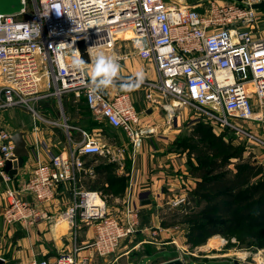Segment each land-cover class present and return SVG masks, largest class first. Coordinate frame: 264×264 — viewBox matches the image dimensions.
<instances>
[{
	"label": "built area",
	"instance_id": "2783aa9c",
	"mask_svg": "<svg viewBox=\"0 0 264 264\" xmlns=\"http://www.w3.org/2000/svg\"><path fill=\"white\" fill-rule=\"evenodd\" d=\"M262 1L244 0L237 5L208 0L202 10L199 3L190 7L164 0H22L18 13L0 15V113L24 108L34 122L59 127L36 106L54 99L61 108L62 99L73 96L84 101L95 122L121 131L135 148L140 142V115L130 94L109 99L100 89L91 91L90 50L114 51L120 40L130 42L137 57L154 69V78L142 83L148 103L157 104L154 95H158L241 139L264 145L259 136L264 133V36L255 32L257 15L252 8ZM126 30L132 33L130 38L115 37L116 31ZM80 41L90 57L83 70L73 67V60L80 57ZM61 126L70 140L68 125ZM95 133L79 131L77 144L47 162L37 159L27 180L13 182L3 170L6 161L15 159L13 133L0 128L4 224L52 223L43 209L54 201L60 184L70 183L73 199L60 213V221L73 236L82 228L93 234L89 243L73 247L53 262L33 259L24 264H90L94 256L113 255L121 241L136 233L138 211L129 199L124 204L126 219L121 221L109 216L99 191L77 185L86 160L121 154ZM83 250L92 254L80 256Z\"/></svg>",
	"mask_w": 264,
	"mask_h": 264
},
{
	"label": "crops",
	"instance_id": "0c3cea01",
	"mask_svg": "<svg viewBox=\"0 0 264 264\" xmlns=\"http://www.w3.org/2000/svg\"><path fill=\"white\" fill-rule=\"evenodd\" d=\"M131 36L132 34L128 35V37ZM98 49L103 48L99 47ZM110 52L111 55H109V57L114 58V51L112 50ZM91 58L93 61L95 60L92 56ZM117 59L119 60V58ZM139 71H143L144 81L152 79V77L154 78L155 76L154 69L150 63L143 62V65H140L135 63L129 64L125 61L124 65L121 64L120 66L119 74L114 84L107 88H102L100 91L109 99L113 98L116 94L125 92L121 89V85L125 83L118 81L123 80L122 78L131 79L132 81ZM136 91H138V89ZM142 93H136L133 96L130 95V97L140 115V123H142V126L139 128L142 127L143 131H145L143 123L145 122V124L149 125L151 122L150 118H152L159 109H164V107H166L165 102L169 99L154 95L158 103L151 104L145 99L143 91ZM62 100L61 106L63 108H59L57 101L54 99H49L43 101L44 108L42 106V109H40L45 117L46 113L48 117H52L51 120L56 121L60 125L59 127H54V130H46L44 123H38L40 124V127H38L35 124L37 122L33 121L35 129L33 128V130L28 132L20 131L25 134L28 155L24 159L23 166L18 169L17 174L12 177L13 182L27 180L32 172L31 168H34L37 159L42 162H47L49 160V157L47 158L46 153L41 149V146H44V144H40L41 141H45V137L50 136L49 134H53L54 136V140L52 141L56 142V144L54 143L52 145V150H55V154H57L62 150L71 148V146H74L80 141L81 137L79 131H84L89 134L97 131L99 134L98 137L103 144L114 152L121 150V154L99 158L96 162H94V160H86L85 168L83 172L79 174L77 185L84 189L99 191L106 203L111 205L109 207L110 209H122L127 199L138 208L140 220L139 228L140 230L143 228L150 229V234L153 237H149L152 242H155L154 245H152L156 248L155 254L163 251L170 252V256L160 258L161 261L155 264L175 258L183 260L184 257L180 254V251L173 249V246H179L180 244L184 246L185 238L182 236L181 232H174L166 229L175 224L173 223L175 219L181 217L180 214L175 211L173 212L172 209H167L166 206L172 197L182 195L181 192L185 191L183 180L180 181L177 176L170 174V168H174L175 170V165L177 164L181 167V165L185 164L186 159L180 156L182 158H178L177 160L175 155L172 153L170 154V152L165 154V156H163L161 151H159L160 154H155L156 152L159 153L158 151H154L155 153H148L150 150L146 142H142L140 146H138V149L136 147L135 149L130 144L126 146L123 143H118L114 139L115 135L112 136V134L117 133L118 130L110 127L106 123L95 122L82 99L76 100L73 96H67ZM53 104L57 105L55 111L52 109ZM92 121L98 126L93 128ZM63 123H66L69 127L70 140H67L66 132L61 126ZM59 130L62 132L60 133L62 134L60 137L61 140L65 141L63 148L62 146L60 147L61 140L57 137ZM46 131H48V133ZM155 155H157L158 158H156ZM153 157H155L156 161H154ZM167 164H169V167ZM105 168L124 185L121 193H116L114 195L111 192L106 194L102 192V190L108 187L106 182H104V175H106L104 172ZM189 183L192 188L194 182L189 181ZM5 188L6 186L0 177V200ZM72 199L73 185L70 183L60 184L56 190L54 201L48 205L46 209H43L52 217V223L42 220L30 227L19 224H4L1 217L3 208L0 202V264H24L33 259L53 262L56 257L70 252L73 247L78 245L84 246L89 243L93 237L91 229L82 228L76 236H73L69 231V226L60 221V213L71 203ZM189 201L190 204H188L187 208L193 209L192 202L191 200ZM153 231L154 234H152ZM169 245L173 247L172 250L168 248ZM91 254L92 253L87 250H83L79 253L80 256H90ZM108 257L98 258L94 256L91 264H103V259H107ZM112 260H115L113 262L114 264H118L117 260L119 259L116 258Z\"/></svg>",
	"mask_w": 264,
	"mask_h": 264
},
{
	"label": "rangeland",
	"instance_id": "374dc122",
	"mask_svg": "<svg viewBox=\"0 0 264 264\" xmlns=\"http://www.w3.org/2000/svg\"><path fill=\"white\" fill-rule=\"evenodd\" d=\"M164 1L166 3L182 4L190 7H195L197 5L196 3H199L201 5L200 9L204 10L207 7L208 0H164ZM216 1L220 3L222 2L235 3L237 5H240L244 0H216ZM255 13L257 15L255 22L256 24L254 25L255 32L258 36H264V9L256 10ZM115 33H116L115 34L116 38H119L120 35L123 34V37H121L123 39L130 38L128 37V35L132 34L129 30L116 31ZM114 54L116 58H119V60L116 59L115 61L116 62L120 61L117 62L120 66L121 64L124 65L125 61L128 62L129 64L135 63L140 65H143V62H145L137 57L135 50L133 49L132 44L130 42H126V41L121 42L119 40L115 44ZM122 79L123 80L119 79L121 81L118 82L127 83L131 81V79L129 80L126 78H122ZM137 89L138 91H136ZM137 89L133 91H125V93H129L130 95L133 96L134 94L136 93L140 94L143 91L145 97L146 90L143 88L142 84ZM165 106L166 107H164V109L163 108L159 109L158 112H156L152 116V118H150L151 122L149 125L145 124V122L143 123V127L145 131H143L142 127L139 128L140 126H142V123L139 124L137 129L140 131V137H139L140 142L138 146H140L142 142H146L150 150L148 153L151 152L155 153L156 151L158 152L161 151L163 153V156H165V154H168L170 152V154L172 153L173 155H175V158L177 160L178 158H182L180 156H183L186 159L185 164L181 165V167L177 164L175 165V170L174 168H170V174L177 176L180 181L183 180L182 182L184 183L183 185L185 186L184 187L185 191L181 192L182 195L177 194L178 196L172 197L168 201L166 206L167 209H172L173 212L174 211L177 212L178 214H180L181 217L175 219L173 221V223L175 224L171 225L170 227H167L166 229L169 231L181 232L182 236L185 238L184 239L185 243L184 246H182L181 244L179 246L172 245L174 247L173 248L169 245L168 248L171 250L172 248L177 251L179 250L180 254H182V257H184L183 260L181 261L188 264H232L233 261H237L239 264H264V247L260 245L258 246L257 243L259 238L256 240L254 239L255 241L254 244L247 246L246 244L239 242L235 238V236L231 234H227V235L216 234L204 239V241L200 245L191 247L187 244V236L189 234H188V228L186 222H184L183 220L184 216L193 213L194 211H197V209H200V207L203 205V204L197 205V203L195 202V200H193L190 194V192L194 189L196 185V180L192 178V176L189 174V163H194L196 165L195 158L193 156H190L191 151L195 148L200 149L202 147V143L206 142L205 139H203L204 140L203 142L201 136H198L200 133V129H199L200 127L205 129L204 133L206 132L207 136L221 137V141H223L226 144H229L233 147H240V148L242 147L244 150V154H243L244 160H247L253 164L264 166L263 142L261 141L251 142V141H247L246 138L241 139L231 131L220 129L217 126L210 124V122H208L202 116L198 115L197 113L195 114L193 111H191L188 108H176L175 106H173L172 101L170 100L165 102ZM56 107L57 105L53 104L52 109H54L55 111ZM61 108L63 107L61 106ZM36 109L38 110L37 106ZM41 115H43V113H41ZM47 115L48 114L46 113V117L44 115L43 117H45V119L47 120H51L52 117H48ZM38 123L40 122H37L35 124L36 126L40 127V124ZM92 125L93 128L95 126H98L94 121H92ZM44 127L46 130L48 129L54 130L53 129L54 127L48 124H45ZM146 127H150V128H146ZM0 128L7 129L14 134L20 131L28 132L30 130H33V128L35 129V125L33 123L32 115L26 109L15 108L0 113ZM46 132L48 133V131ZM95 132L96 131H94L91 134L94 135L96 134ZM60 133L62 132L59 130L57 135L58 138L62 136V134ZM49 135L50 136L45 137L46 139L44 138L45 141L40 142V144L41 143L44 144V146L41 145L40 146L41 149L46 153L47 158L48 157L50 158L56 152L55 150L54 151L52 150V145L54 143L56 144V142L52 141L54 140V136L53 134H49ZM113 135H115L114 139L118 143H123L126 146L127 144L132 145V141L124 133L117 131V133L112 134V136ZM259 136L261 137V140L264 141V133L261 132V135ZM64 142L65 141L61 140L60 147L62 146L63 148ZM138 146H136L137 149ZM155 154H160V152L159 153L156 152ZM155 157L158 158L157 155H155ZM155 157H153L154 161H156ZM232 162H234V160ZM167 166L169 167V164H167ZM229 168H232V165H230ZM189 181L194 182V186L192 188ZM180 199H184L185 202L175 206L174 204L176 203V201ZM189 200H191L192 202V206L194 207L193 209L187 208L188 204H190ZM0 202H1V207L3 208L5 204L4 191ZM124 204L122 209H110L109 207L111 205L106 203L107 207L109 208L108 209L109 216L118 220L123 219L125 221L126 214L124 212L125 209ZM134 220H136L137 222L136 233L121 241L118 250L112 256L108 257L107 259H103V264L106 263L114 264L113 262L115 260L112 259H116V258L119 259L117 260L118 264H155L161 261L160 258H166L170 256V252L168 251H163L155 254L156 248L155 246H152L154 245L155 242H152L151 238L149 237L151 236L149 231L150 229L143 228L140 230L139 213H137Z\"/></svg>",
	"mask_w": 264,
	"mask_h": 264
},
{
	"label": "trees",
	"instance_id": "16d2710c",
	"mask_svg": "<svg viewBox=\"0 0 264 264\" xmlns=\"http://www.w3.org/2000/svg\"><path fill=\"white\" fill-rule=\"evenodd\" d=\"M43 104L37 105L40 113ZM199 129L198 136L206 142L190 153L196 162L189 163V174L196 180L190 194L197 205H203L184 216L187 244L194 247L212 235L231 234L247 246L259 238L258 246L264 247V166L244 160L242 147H233ZM104 172L108 187L102 192L121 193L124 185L107 168Z\"/></svg>",
	"mask_w": 264,
	"mask_h": 264
},
{
	"label": "water",
	"instance_id": "95a60500",
	"mask_svg": "<svg viewBox=\"0 0 264 264\" xmlns=\"http://www.w3.org/2000/svg\"><path fill=\"white\" fill-rule=\"evenodd\" d=\"M22 0H0V15H12L18 13L22 9ZM254 10L264 9V1L256 4L252 7ZM80 58L85 61V65L90 64V57L87 53L86 46L83 41L77 44ZM13 143V155L15 159L13 161H6L4 164V171L9 177H14L17 174V170L20 169L24 163V159L27 157V146L25 141V134L23 132L14 133L11 136ZM159 264H188L184 263L180 259H172ZM232 264H239L237 261H233Z\"/></svg>",
	"mask_w": 264,
	"mask_h": 264
},
{
	"label": "clouds",
	"instance_id": "9594fccd",
	"mask_svg": "<svg viewBox=\"0 0 264 264\" xmlns=\"http://www.w3.org/2000/svg\"><path fill=\"white\" fill-rule=\"evenodd\" d=\"M73 67L78 70H83L85 68V61L77 56L73 60ZM119 70L120 65L114 58L103 54L98 55L92 65L91 81L93 87L91 91L95 92L96 90L112 86L118 77ZM143 80L144 73L143 71H139L136 73L134 80L122 84L121 89L123 91H133L139 88V86L143 83ZM61 264H63V261Z\"/></svg>",
	"mask_w": 264,
	"mask_h": 264
},
{
	"label": "bare ground",
	"instance_id": "6f19581e",
	"mask_svg": "<svg viewBox=\"0 0 264 264\" xmlns=\"http://www.w3.org/2000/svg\"><path fill=\"white\" fill-rule=\"evenodd\" d=\"M99 48V47H98ZM98 48H94L90 50V55L93 57V59H95L98 55H105V56H109L111 55L112 49L109 47H102L103 49H98Z\"/></svg>",
	"mask_w": 264,
	"mask_h": 264
}]
</instances>
